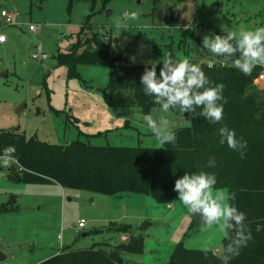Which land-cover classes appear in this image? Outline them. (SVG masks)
Masks as SVG:
<instances>
[{
	"label": "rangeland",
	"instance_id": "1",
	"mask_svg": "<svg viewBox=\"0 0 264 264\" xmlns=\"http://www.w3.org/2000/svg\"><path fill=\"white\" fill-rule=\"evenodd\" d=\"M1 9L13 14V23H4L0 16V34L6 36V41L0 42V129L16 128L27 137L57 144L79 138L94 145L161 147L147 127L146 116L157 121L166 118L174 130L192 123L190 113L179 111V107L165 112L156 106L146 115L138 107L108 106L109 65L80 64V77L68 75L67 67L59 65L55 55L76 42L88 15L90 29L136 64H163L171 50H175L176 59L228 62L231 56L216 55L203 47L204 38L264 26V0H72L70 4L68 0H0ZM133 11L138 16L130 19ZM175 11L177 15L172 16ZM118 22L128 25L127 29L118 28ZM30 24L37 28L31 31ZM260 66L261 76L254 84L260 102H264V65ZM97 132L101 133L94 135ZM6 184L19 196L15 203L18 210L0 216V234L4 236L0 250L10 238L15 251V258L8 257L9 264H33L62 241L80 249L107 242L102 247L109 250L129 237L128 233L105 230L113 219L130 224L144 239L142 253L122 254L134 264H167L177 242L201 249L207 243L208 249L224 237L218 225L207 227L189 215L178 198L169 208L150 195L116 196L65 188L64 210L62 205H51L52 214L58 216L60 211L62 218L51 222L46 233L49 240L42 242L40 236L34 238L39 223L31 224L26 212L42 204L33 201L45 198L46 188L55 187L12 182L5 170H0V195ZM215 189L227 192L226 188ZM78 218L86 223L76 231ZM95 228L103 230L95 233Z\"/></svg>",
	"mask_w": 264,
	"mask_h": 264
},
{
	"label": "trees",
	"instance_id": "2",
	"mask_svg": "<svg viewBox=\"0 0 264 264\" xmlns=\"http://www.w3.org/2000/svg\"><path fill=\"white\" fill-rule=\"evenodd\" d=\"M71 2L68 0L69 4ZM89 19L90 15L70 49L57 51V63L67 67L70 77L77 78L80 77L77 70L80 64L109 65L108 106L138 107L145 114L153 107L162 106L166 98L157 101L153 94L144 92L140 81L143 72L153 64L133 63L112 44H107L97 30H91ZM232 43L235 45L236 41ZM170 54L172 62L176 63L175 50ZM236 58H242L239 52L223 63L190 61L201 66L208 77L209 85L206 86L224 85L220 101L224 105V119L212 123L199 114L202 107L198 106L190 113L191 125L174 130V144L161 147L94 145L79 138L57 144L27 137L16 128L0 129V152L9 145L14 146L15 152L10 155L18 162L8 167L0 166V170L7 168L22 183H58L64 188L116 196L144 194L167 204L178 198L174 190L178 177L185 173L213 172L217 177L215 188H226L227 192L235 194L232 203L245 213V228L252 237L230 264H264V102H260L254 84L262 68L257 65L251 74L245 75L233 66ZM162 67L163 64H155L158 77ZM224 125L233 129L237 138L246 141L243 149L233 150L227 143L220 142L218 130ZM209 158L215 159L214 167H208ZM14 199L11 195L10 200L2 203L0 212L17 209ZM105 229L128 233V240L111 245L109 250L103 248L108 245L105 242L82 249L65 245L57 254L38 264H134L125 260L121 253H142L143 237L136 234L130 224L112 222ZM102 230L95 228L93 232ZM227 231L228 237H223L220 253L209 248L206 251L188 248L183 242H177L167 264H223L225 246L235 235L234 229Z\"/></svg>",
	"mask_w": 264,
	"mask_h": 264
},
{
	"label": "clouds",
	"instance_id": "3",
	"mask_svg": "<svg viewBox=\"0 0 264 264\" xmlns=\"http://www.w3.org/2000/svg\"><path fill=\"white\" fill-rule=\"evenodd\" d=\"M138 12L129 13L130 19H135ZM120 29H127L128 25L117 23ZM232 41H236L235 45ZM203 47L216 55L231 56L239 52L240 57L233 61V66L238 68L245 75L251 74L257 65H264V26L253 30L240 29L229 31L227 35H215L211 38L205 37ZM172 55H166L163 60V67L160 69L159 77L156 74L155 63L143 72L140 81L145 93L153 94L157 101L163 99L162 108L165 112L170 107L179 106V111L193 113L198 106L202 107L199 113L212 123L224 119L223 100L224 85H209L208 77L201 66L190 62L188 58L176 59L172 62ZM199 89V91H196ZM147 127L150 129L158 143L163 146L174 144L176 133L166 118L159 121L151 116L145 117ZM221 143L233 150L240 151L246 146V141L237 138L236 132L224 125L219 128ZM15 152V147L9 145L0 152V166L8 167L14 162L10 154ZM208 167L215 166V159L209 158ZM216 174L213 172L200 171L199 173H185L178 177L174 183V190L178 193V200L188 210L189 215L200 212L201 223L207 227L218 225L228 237V229H234L235 235L231 242L225 246L222 255L223 264L230 262L239 255L242 247H245L252 238L251 233L246 231V215L239 210L235 203L236 196L222 190H216ZM203 251L207 250V243L203 245Z\"/></svg>",
	"mask_w": 264,
	"mask_h": 264
},
{
	"label": "crops",
	"instance_id": "4",
	"mask_svg": "<svg viewBox=\"0 0 264 264\" xmlns=\"http://www.w3.org/2000/svg\"><path fill=\"white\" fill-rule=\"evenodd\" d=\"M1 43H3V42H1ZM153 109V108H152ZM151 109V110H152ZM150 110V111H151ZM146 115H150V112H149V114H146ZM107 130H109V129H107ZM2 170H5V173H6V175H7V178H8V175L9 174H11V175H13L14 176V174L13 173H11L10 171H8V169L7 168H4V169H2ZM15 177V176H14ZM8 180L9 181H12V182H17V180H16V178H15V180L13 181V180H11V179H9L8 178ZM30 184V183H29ZM48 184H50V185H52V186H54L55 187V189L54 190H51L52 188H50V186H49V188L47 189L46 187V190H45V192H43L45 195H44V197L45 198H43V199H41V200H38V199H36V200H34L33 202H35V204H37V202H41L42 204H39L38 205V207H37V209H34V210H29L28 209V211L26 212V216L28 217L27 218V220L29 221V222H31V224L32 223H39V225H37L36 226V228H34V238H37L38 239V236H40V238L38 239V240H40V241H42V242H47L48 240H49V235L48 234H46L50 229V224H51V222L52 221H54V222H59V220H60V217H61V215H63V213L62 214H60V211H59V214H58V216H57V213H55V215H53L52 214V204H57V205H62V208H63V210H64V202H63V199L65 198V195H66V189L64 188V187H62L61 185H59L58 183H43V185H48ZM8 184H6V185H4L3 186V188H4V191H3V194L2 195H0V205L2 204V203H5V202H7L8 200H10V196L11 195H15L16 196V198L14 199L15 201H17L18 200V198H19V196L17 195V194H14L12 191H11V186H7ZM125 195H129V194H125ZM173 202V201H172ZM172 202H170V207H172ZM96 204V203H95ZM18 205V204H17ZM47 207L46 209H44L43 210V212H41V210H42V207ZM168 206V205H167ZM34 207V206H33ZM169 207V206H168ZM169 207V208H170ZM35 208V207H34ZM18 210V207H17V209H15L14 211H4V212H0V216H2V215H10V214H14L16 211ZM0 218H2V217H0ZM62 218V217H61ZM80 220V218H78V221ZM112 222H116L115 221V219H113V220H110V223H112ZM86 223V222H85ZM109 223V224H110ZM45 224H46V226H45ZM85 227V226H84ZM84 227H82V228H84ZM76 231H79L78 230V227L75 229ZM105 230H107V229H105ZM5 235H7L8 233H4ZM87 234V233H86ZM124 235V234H123ZM129 235V234H128ZM2 234H0V239L2 238ZM125 236V235H124ZM3 238H4V236H3ZM120 239V238H119ZM223 239V238H222ZM10 238L9 239H7V241H6V243L5 244H8V245H3L4 246V248L3 249H1L0 250V254H1V256H4V259H6L7 261H8V257L10 256V258L11 259H13V258H15V251L14 250H12L13 249V247L11 246V243H10ZM29 241H33V239L32 240H29ZM105 243H107V242H105ZM69 244H71V243H69V242H60L59 244H58V247L56 248H51L49 251H46V252H44V253H42V255H40L41 257H40V259L39 260H37V261H35V263H33V264H38V263H40L41 261H44V260H46V259H48V258H50V257H52L53 255H55V254H57L59 251H60V249L63 247V246H65V245H69ZM116 244H118V243H116ZM115 244V245H116ZM209 249H212V250H219V249H222V241H221V243H219L218 245H214L213 247H208ZM121 254H123V252L121 253ZM122 257H123V255H122Z\"/></svg>",
	"mask_w": 264,
	"mask_h": 264
},
{
	"label": "built area",
	"instance_id": "5",
	"mask_svg": "<svg viewBox=\"0 0 264 264\" xmlns=\"http://www.w3.org/2000/svg\"><path fill=\"white\" fill-rule=\"evenodd\" d=\"M176 15H177V12L175 11L172 16H176ZM0 16L3 17L4 23H6V24H12L13 23V14L11 12L7 11L6 9H1ZM36 28L37 27L35 24L29 25V29L31 31L35 30ZM5 41H6L5 34H3V33L0 34V42H5ZM211 64H213V63H211ZM260 76H261V74H260ZM12 163L18 164L16 159H14V162H12ZM167 205L170 207L171 204L168 203ZM77 224H78L77 225L78 228L84 227L85 226L84 219H80ZM0 264H9V262L6 259H2V260H0Z\"/></svg>",
	"mask_w": 264,
	"mask_h": 264
},
{
	"label": "water",
	"instance_id": "6",
	"mask_svg": "<svg viewBox=\"0 0 264 264\" xmlns=\"http://www.w3.org/2000/svg\"><path fill=\"white\" fill-rule=\"evenodd\" d=\"M8 178L13 180V181L15 180V177L13 175H11V174L8 175ZM201 215L202 214L200 212H194V213L191 214V216L193 218H195V219H197L199 221H201ZM84 235H86V234H84ZM2 259H4V256H1V254H0V260H2Z\"/></svg>",
	"mask_w": 264,
	"mask_h": 264
}]
</instances>
